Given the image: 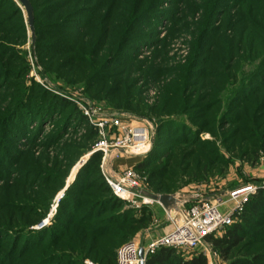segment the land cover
<instances>
[{
	"label": "rangeland",
	"instance_id": "obj_1",
	"mask_svg": "<svg viewBox=\"0 0 264 264\" xmlns=\"http://www.w3.org/2000/svg\"><path fill=\"white\" fill-rule=\"evenodd\" d=\"M129 167L122 201L103 175ZM244 186L264 193V0H0V264H108L163 232L153 195ZM238 220L183 259L264 264V206Z\"/></svg>",
	"mask_w": 264,
	"mask_h": 264
},
{
	"label": "built area",
	"instance_id": "obj_2",
	"mask_svg": "<svg viewBox=\"0 0 264 264\" xmlns=\"http://www.w3.org/2000/svg\"><path fill=\"white\" fill-rule=\"evenodd\" d=\"M113 124L121 130L114 147L127 149V152L135 156L145 154L149 149V129H127L117 119ZM103 176L118 199L132 201L138 196L133 191L139 188V178L132 167L124 169L118 179L105 174ZM255 190L254 186H244L230 190L225 197L215 194L195 195L188 201L187 208L182 207L183 216L177 215L170 220L171 230L143 248L144 264L146 257L159 248H170L182 254L197 250L208 237L219 235L238 219ZM149 201L142 198L141 203L147 204ZM138 249L139 244L135 241L122 244L115 252V264H140ZM202 254L210 257V252L205 248Z\"/></svg>",
	"mask_w": 264,
	"mask_h": 264
},
{
	"label": "trees",
	"instance_id": "obj_3",
	"mask_svg": "<svg viewBox=\"0 0 264 264\" xmlns=\"http://www.w3.org/2000/svg\"><path fill=\"white\" fill-rule=\"evenodd\" d=\"M163 193H170V192L163 191ZM252 200H249L246 203L244 211L241 213V215L238 218L245 215L247 211L257 212L262 210V207L264 206V193L259 194V196H257L253 202ZM241 228H242L241 222H239V220L237 219L232 225L224 229L225 232H223L221 236L218 237L210 236L206 240H208L210 243H212L214 246L217 247L222 245H230L231 243H233L238 239L237 233H239ZM102 234L103 232H100L95 236L94 234L89 233V236L91 238L90 243L99 240L100 239L99 235ZM84 238L86 239L85 233H84ZM108 264H115V254H114V260ZM145 264H207V261L202 253H199L197 255L190 254L186 259H183L182 253L180 252H177L170 248H159L158 250L155 251V253L148 255L146 257Z\"/></svg>",
	"mask_w": 264,
	"mask_h": 264
},
{
	"label": "water",
	"instance_id": "obj_4",
	"mask_svg": "<svg viewBox=\"0 0 264 264\" xmlns=\"http://www.w3.org/2000/svg\"><path fill=\"white\" fill-rule=\"evenodd\" d=\"M151 199L159 204L166 213L167 219L170 221L177 215L183 216L182 207L187 203V200L181 198L178 193H164L153 195ZM138 258L140 264H144V250L138 249Z\"/></svg>",
	"mask_w": 264,
	"mask_h": 264
},
{
	"label": "crops",
	"instance_id": "obj_5",
	"mask_svg": "<svg viewBox=\"0 0 264 264\" xmlns=\"http://www.w3.org/2000/svg\"><path fill=\"white\" fill-rule=\"evenodd\" d=\"M130 163H134V161H130ZM211 194H214V193H211ZM210 195V194H209ZM216 195V194H215ZM159 205V204H158ZM159 208H160V213H162V216L160 215V221H163L162 222V225H164V228H163V232L159 234L158 237L166 234L167 232H169L172 228V225H171V222L167 219V216H166V213L164 212V210L162 209V207L159 205ZM157 237V238H158ZM137 242V241H136ZM138 243V242H137ZM148 243H146L145 245H139V248H145L146 245Z\"/></svg>",
	"mask_w": 264,
	"mask_h": 264
}]
</instances>
